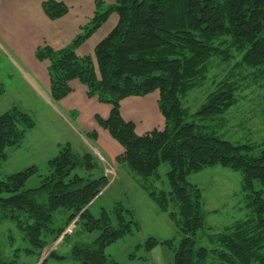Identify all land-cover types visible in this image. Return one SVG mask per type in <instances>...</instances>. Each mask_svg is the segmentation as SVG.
<instances>
[{
    "label": "trees",
    "instance_id": "trees-1",
    "mask_svg": "<svg viewBox=\"0 0 264 264\" xmlns=\"http://www.w3.org/2000/svg\"><path fill=\"white\" fill-rule=\"evenodd\" d=\"M101 4L95 1L89 22L92 27L84 37L99 28L109 12L117 14L118 22L95 46L93 57L76 54L83 37L56 52L49 47L36 52L38 61H49L51 98H66L72 92L69 83L77 81L88 99L110 106L108 117L96 115L95 121L122 147V154L116 157L118 164L143 178L155 176L161 163L169 165V192L149 189L148 196L161 212L169 213L183 235L173 249L174 264H207L210 257L217 264H264V149L256 154L252 145L233 144L201 124L184 123L189 111L181 102L205 77L210 58L224 54L214 45L216 40H229L240 56L238 68L264 74V0H115L110 9L98 13ZM41 9L50 21L69 12L64 3L55 0L42 2ZM232 56L225 54L222 60ZM238 88L225 77L193 117L206 122L222 118L235 105ZM153 91H158L157 106L165 127L139 135L133 123L123 119L120 103ZM3 92L0 88V94ZM33 128L30 116L16 107L0 113V161L7 158L6 149L19 147ZM47 164L49 175L35 189L22 191L31 177L39 176L35 166L0 178V220H14L30 246L25 254L38 258L72 222H81L87 232L98 231L99 235L91 245L74 246L70 258L81 264H118L104 255V249L132 235L137 225L126 219L125 214L131 212L124 213L122 208L115 209L114 220L104 210L98 218L89 212L108 181L102 175L92 180L72 175V171L81 165L91 172L95 167L92 156L85 154L78 162L69 144H64ZM212 167L241 173L252 214L219 234L205 236L214 249L195 250L197 233L206 226L201 190L189 184L187 177ZM170 204L177 207V213L169 212ZM58 210L68 215L53 228L52 215ZM20 215L25 216V224ZM159 245L172 248L173 243L149 238L143 247L150 251ZM0 264L16 262L0 258Z\"/></svg>",
    "mask_w": 264,
    "mask_h": 264
},
{
    "label": "rangeland",
    "instance_id": "rangeland-1",
    "mask_svg": "<svg viewBox=\"0 0 264 264\" xmlns=\"http://www.w3.org/2000/svg\"><path fill=\"white\" fill-rule=\"evenodd\" d=\"M44 1L49 0H0V88L4 90L0 94V113L16 107L34 122V128L27 132L19 147L6 149L7 158L0 161V178L4 180L35 166L40 177H31L22 191L35 189L41 179L49 175L48 161L57 156L64 144H69L80 161L85 154H90L94 169L88 172L78 165L72 175L97 179L102 175L104 163L112 175L107 176L108 186L96 197L89 212L98 218L100 211L104 210L114 220L115 209L122 208L124 213L126 210L131 212V215L125 214L126 219L137 225L132 235L106 247L104 255L118 264H174V248L183 235L170 220L169 213L161 212L148 196L149 189L169 192V165L161 163L155 176L143 178L126 165L118 164L116 154L122 147L95 121L96 115L103 117V107L110 106L88 99L81 88L83 86L77 81L69 83L75 91L60 101H54L50 95L49 61H38L35 57L36 52L45 47L55 52L68 48L76 37H83L75 49L76 54L93 57L95 46L116 26L118 16L113 11L109 12L101 26L84 37L92 27L89 22L96 10V0H55L64 3L69 12L54 21L44 16L41 9ZM98 1L102 2L98 13L106 12L115 3V0ZM214 45L224 54L210 58L203 80L181 99L182 105L189 111L184 123L201 124L233 144L252 145L258 154L264 149V74L238 68L236 63L240 56L229 40H216ZM225 54L233 56L229 61H223ZM227 76L239 85L235 105L222 118H214L212 122L193 117L216 90L217 84ZM158 97V91H153L123 104L124 119L133 123L135 133L141 135L165 127V119L157 106ZM92 133L95 137L91 136ZM187 182L201 190L206 226L205 230L197 233L195 250L201 247L214 249L215 245L207 242L205 236L219 234L234 223L251 217L240 172L221 167L206 168L190 174ZM255 185L256 190L261 189L258 183ZM169 212L177 213V207L170 204ZM67 215L68 212L62 210L55 212L51 227L58 228ZM19 219L26 223L24 215H20ZM65 230V234H70L63 240L51 242L43 250L56 248V255L62 260L47 258L43 264H81L70 258L72 248L80 244L91 245L99 235L98 231L87 232L81 222L75 227L71 224ZM149 238L171 240L172 248L159 245L146 251L143 245ZM29 247L14 220H0L1 259L14 260L16 264H41L44 260L41 259L46 256L42 255L40 259L37 255H26L24 250ZM207 264L217 263L210 257Z\"/></svg>",
    "mask_w": 264,
    "mask_h": 264
},
{
    "label": "crops",
    "instance_id": "crops-1",
    "mask_svg": "<svg viewBox=\"0 0 264 264\" xmlns=\"http://www.w3.org/2000/svg\"><path fill=\"white\" fill-rule=\"evenodd\" d=\"M76 86V85H75ZM71 88H72V92L73 91H75V88L71 85ZM82 89H84L83 87H81ZM84 91V93H85V89L83 90ZM135 98H140V97H130V98H127V99H125V100H123L121 103H120V113H121V115H122V117H123V119H124V116H123V112H122V109H123V104L125 103V102H128V101H131V100H133V99H135ZM91 100H95V101H97V99L96 98H92ZM104 109H103V111H104V115H103V117L101 116V118H103V119H106L107 117H108V114H109V112H110V107H103ZM100 117V116H99ZM125 120V119H124ZM98 129H100L99 127H97ZM102 130V129H101ZM102 131H104V130H102ZM106 134H107V132L106 131H104ZM108 135V134H107ZM140 135V134H139ZM109 136V135H108ZM122 152H123V149L121 148V151L120 152H118V154H116L117 156H119V155H121L122 154ZM72 153H73V151H72ZM74 154V153H73ZM75 155V154H74ZM116 156V157H117ZM76 157V156H75ZM115 156H112V158H114ZM76 160H78V162H80V159H78V158H76ZM117 179V178H116ZM107 188V187H106ZM101 194V193H100ZM99 197V196H98ZM97 197V198H98ZM95 201V200H94ZM94 203V202H93Z\"/></svg>",
    "mask_w": 264,
    "mask_h": 264
},
{
    "label": "water",
    "instance_id": "water-1",
    "mask_svg": "<svg viewBox=\"0 0 264 264\" xmlns=\"http://www.w3.org/2000/svg\"><path fill=\"white\" fill-rule=\"evenodd\" d=\"M49 259H54V260H62V258H60L58 255H56V253L53 251L51 252L48 257Z\"/></svg>",
    "mask_w": 264,
    "mask_h": 264
},
{
    "label": "built area",
    "instance_id": "built-area-1",
    "mask_svg": "<svg viewBox=\"0 0 264 264\" xmlns=\"http://www.w3.org/2000/svg\"><path fill=\"white\" fill-rule=\"evenodd\" d=\"M107 165V164H106ZM105 165V163H104V165H103V169H104V174H105V176H108V175H112V173H110V169L107 167ZM110 173V174H109Z\"/></svg>",
    "mask_w": 264,
    "mask_h": 264
},
{
    "label": "bare ground",
    "instance_id": "bare-ground-1",
    "mask_svg": "<svg viewBox=\"0 0 264 264\" xmlns=\"http://www.w3.org/2000/svg\"><path fill=\"white\" fill-rule=\"evenodd\" d=\"M48 252H49V250H48Z\"/></svg>",
    "mask_w": 264,
    "mask_h": 264
}]
</instances>
